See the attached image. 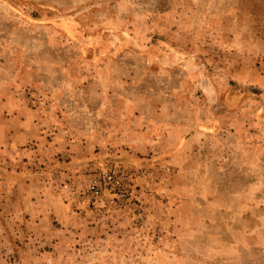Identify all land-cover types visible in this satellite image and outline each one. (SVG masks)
Returning <instances> with one entry per match:
<instances>
[{"label":"rangeland","instance_id":"1","mask_svg":"<svg viewBox=\"0 0 264 264\" xmlns=\"http://www.w3.org/2000/svg\"><path fill=\"white\" fill-rule=\"evenodd\" d=\"M243 1L0 0V124L45 131L28 169L55 187L0 219V264H264V0Z\"/></svg>","mask_w":264,"mask_h":264},{"label":"crops","instance_id":"2","mask_svg":"<svg viewBox=\"0 0 264 264\" xmlns=\"http://www.w3.org/2000/svg\"><path fill=\"white\" fill-rule=\"evenodd\" d=\"M6 109L0 113H5ZM2 124H0V133H2L0 136V219L5 220L6 223L7 220L13 221L15 217L19 218L21 215L26 217L37 214L40 200L43 201V196L51 195L55 187L54 181L43 172L34 173L29 172L32 170L28 169L30 165L37 166L43 161L42 149L47 145L44 143L45 131L42 130L38 138H34L31 122L21 118L6 119ZM39 129L42 128L39 126ZM34 139L39 140L40 144H34ZM56 144L55 142L50 144L53 148L52 152H61L63 143L56 142ZM24 146L28 148L21 149ZM55 194L62 196L61 193ZM3 226L1 223L0 227ZM16 226L19 227V225Z\"/></svg>","mask_w":264,"mask_h":264},{"label":"built area","instance_id":"3","mask_svg":"<svg viewBox=\"0 0 264 264\" xmlns=\"http://www.w3.org/2000/svg\"><path fill=\"white\" fill-rule=\"evenodd\" d=\"M106 185H109L112 188H116V189L121 188L122 182L121 179L116 174V172L106 174L103 182L98 181L90 187V191L96 199L101 198L103 191L107 189ZM117 193H120V196H122V194L125 192L123 189H121L118 190Z\"/></svg>","mask_w":264,"mask_h":264},{"label":"trees","instance_id":"4","mask_svg":"<svg viewBox=\"0 0 264 264\" xmlns=\"http://www.w3.org/2000/svg\"><path fill=\"white\" fill-rule=\"evenodd\" d=\"M257 1L258 0H244L243 1V5L246 6V5H249V3H252L254 5V7H252V8L246 7V9L251 11L253 15H256L257 14V10L259 9V8H257L259 6ZM259 1H261V0H259Z\"/></svg>","mask_w":264,"mask_h":264}]
</instances>
